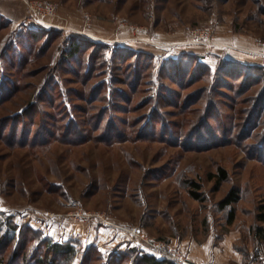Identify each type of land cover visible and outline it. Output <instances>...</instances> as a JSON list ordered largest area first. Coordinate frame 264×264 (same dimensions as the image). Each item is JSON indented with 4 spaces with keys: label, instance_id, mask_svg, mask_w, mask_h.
<instances>
[{
    "label": "rangeland",
    "instance_id": "rangeland-1",
    "mask_svg": "<svg viewBox=\"0 0 264 264\" xmlns=\"http://www.w3.org/2000/svg\"><path fill=\"white\" fill-rule=\"evenodd\" d=\"M28 1L58 11L34 27L25 4V23L0 30L1 236H27L29 260L42 240L72 244L58 264L164 260L161 243L177 264H262L264 0ZM75 40L91 46L67 61ZM20 242L6 264H29Z\"/></svg>",
    "mask_w": 264,
    "mask_h": 264
},
{
    "label": "trees",
    "instance_id": "trees-1",
    "mask_svg": "<svg viewBox=\"0 0 264 264\" xmlns=\"http://www.w3.org/2000/svg\"><path fill=\"white\" fill-rule=\"evenodd\" d=\"M1 21L4 23V20L2 18H0V22ZM5 26H6L5 23L0 24V30L4 29ZM32 36L35 37L34 35ZM89 46L91 45L87 43H83L79 40H75L74 42H71L70 48L66 53L65 59L67 61H70V59H73L75 57L83 56L81 55V53L84 50L85 51L88 50L90 48ZM24 49L25 48H23L22 50ZM21 61H22V56L19 55L18 62L20 63ZM224 63H226L225 64L226 66L241 68V65L237 64L236 62L224 61ZM256 68H259V67H254V66L250 67V69H256ZM225 76L230 79H234L233 74L230 72H226ZM11 86L12 84L10 82L7 83L3 81V83L0 84V93L4 94V97H5L4 100L6 101L10 99L11 94L7 95L6 93L10 91L9 89ZM10 93H12V91ZM262 97H264V93ZM1 99H3V97L0 98V101ZM210 177H211V180H215L216 185L219 186L229 179V174L226 170L221 168L218 170L217 174H213ZM193 186L196 187L197 189L199 188L196 184H194ZM192 196L197 201L201 200L200 195L197 192H192ZM240 200H241L240 191L236 188H233L227 194V196L221 202H219L218 205L222 211L229 210L228 217H227V226H232L234 222L236 221V210L234 206L237 203H239ZM251 233L254 237V240L257 244L258 249L264 251V200L258 206L257 215H256V224L252 226ZM20 237H21V234L20 236H18L16 234V228L14 227H13L11 236L8 233L4 234L3 236H1L0 234V264H6L5 263V259H6L5 253L16 242L18 243L19 241H21L19 243L21 247L19 251L26 253V255L23 256V261H27V263L29 264H58L63 259H67L69 261V260H72L73 257L75 258V256L77 255L76 249L72 244L70 243L69 244H58V243H54L53 241L49 239H45V240H42V242L40 243L41 248H44L45 250L44 254L39 255L38 253V255L32 256L31 260H29L28 255H27L28 253L26 251L29 240L27 236H25L24 234H22V238ZM18 253H19L18 251L13 253L14 260L20 259V256ZM164 256H165L164 260H157L154 257L144 256L142 257L141 262L142 264H177V262L172 260L168 255H164Z\"/></svg>",
    "mask_w": 264,
    "mask_h": 264
},
{
    "label": "built area",
    "instance_id": "built-area-1",
    "mask_svg": "<svg viewBox=\"0 0 264 264\" xmlns=\"http://www.w3.org/2000/svg\"><path fill=\"white\" fill-rule=\"evenodd\" d=\"M24 1L29 10V23H31L30 26L43 27V28L54 27L52 24H49L48 20L51 16H54L57 14L58 9L55 4H50V3H46L42 1H35V2L28 1V0H24ZM87 25L90 26V22H88ZM198 34L200 36H203L207 34V32L200 31ZM74 217L75 219L88 223L93 218V215L90 213L88 214L79 213V214H76V216ZM153 249L157 253H161V254L165 253L167 255H171V252H169L168 250L165 251L164 244L162 243L159 244L158 246H155ZM178 259L181 264H190V263H187L186 260L182 257H178Z\"/></svg>",
    "mask_w": 264,
    "mask_h": 264
},
{
    "label": "crops",
    "instance_id": "crops-1",
    "mask_svg": "<svg viewBox=\"0 0 264 264\" xmlns=\"http://www.w3.org/2000/svg\"><path fill=\"white\" fill-rule=\"evenodd\" d=\"M77 14L84 17L86 12L85 14L83 11L77 12ZM26 16L27 9L23 0H0V18L6 23L5 28L14 30V28L22 26L25 23ZM228 61L234 62L236 60L228 58ZM240 61L237 60V62ZM238 262L241 264L239 259ZM202 263L204 264V262ZM262 264H264V260Z\"/></svg>",
    "mask_w": 264,
    "mask_h": 264
}]
</instances>
